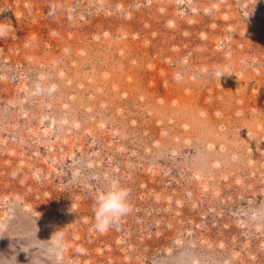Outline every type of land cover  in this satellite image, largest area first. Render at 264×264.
Segmentation results:
<instances>
[{
    "label": "rangeland",
    "instance_id": "obj_1",
    "mask_svg": "<svg viewBox=\"0 0 264 264\" xmlns=\"http://www.w3.org/2000/svg\"><path fill=\"white\" fill-rule=\"evenodd\" d=\"M0 264H264V0H0Z\"/></svg>",
    "mask_w": 264,
    "mask_h": 264
},
{
    "label": "clouds",
    "instance_id": "obj_2",
    "mask_svg": "<svg viewBox=\"0 0 264 264\" xmlns=\"http://www.w3.org/2000/svg\"><path fill=\"white\" fill-rule=\"evenodd\" d=\"M43 79V77H41ZM55 87L54 85L52 86ZM39 90V87H38ZM129 189L112 183L101 191L95 201L94 229L104 233L131 212ZM57 238L53 237L55 241Z\"/></svg>",
    "mask_w": 264,
    "mask_h": 264
}]
</instances>
